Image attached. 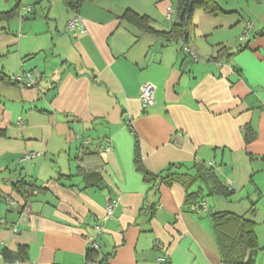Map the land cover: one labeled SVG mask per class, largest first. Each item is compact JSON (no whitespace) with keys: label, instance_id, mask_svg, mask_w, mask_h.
Wrapping results in <instances>:
<instances>
[{"label":"crops","instance_id":"1","mask_svg":"<svg viewBox=\"0 0 264 264\" xmlns=\"http://www.w3.org/2000/svg\"><path fill=\"white\" fill-rule=\"evenodd\" d=\"M126 10L161 31L179 20L178 0H86L71 31L66 0H0V264H232L215 226L228 212L254 223L245 261L264 264V0L196 7L186 44ZM28 72L33 87L12 82ZM137 143L150 173L179 179L148 182Z\"/></svg>","mask_w":264,"mask_h":264},{"label":"trees","instance_id":"2","mask_svg":"<svg viewBox=\"0 0 264 264\" xmlns=\"http://www.w3.org/2000/svg\"><path fill=\"white\" fill-rule=\"evenodd\" d=\"M86 0H66V4L69 9L76 14L80 13V6L82 2ZM216 0H178V17L179 20L174 22L172 28L167 31L157 30L152 26L148 16L146 15H138L137 13L126 10L124 13V17H126L129 21H133L136 23L143 31L150 32L156 34L158 36L165 37L168 41H171L175 38H179L184 41V44L188 43V35H187V26L190 22L191 16L193 11L196 7L202 6L207 7L211 3H215ZM217 6L214 5L212 10H216ZM18 6L16 9H13L11 12L8 13V16L13 14V12L18 10ZM21 12V8L18 13ZM2 75V72H0ZM15 77V76H14ZM12 77V82L16 85H20L21 82L16 80ZM10 77H8L9 80ZM4 131L0 130V135H3ZM247 142L251 140L252 136L245 131ZM135 164L137 169H139L145 179L153 183L160 179L166 184H172L174 181L178 180L180 175L177 173H169L166 176L163 174H152L150 173L147 168L143 164V160L141 157V153L139 152L138 143L136 144V157H135ZM175 164H171L169 166L168 171L174 168ZM196 171H200L201 167H195ZM204 174H208L209 177L213 179V190L216 192L224 193L225 195H229L228 188L225 185H222L221 182L216 178L214 173L211 169H206ZM87 176L90 175L91 171L85 172L82 171ZM204 176V175H203ZM198 177V176H197ZM196 178L187 177L186 182L188 183L191 180H196ZM184 181V180H183ZM18 191L24 194L25 190H22L20 184L15 185ZM188 198H192L193 193L188 195ZM193 204L198 203L195 199L192 202ZM202 204V203H201ZM202 207V205H201ZM219 214V215H218ZM215 214V226L217 227L218 235H219V243L222 249V255L225 261L230 262L232 264H254L252 261L251 256H249V260L245 261L246 257L248 256L249 251L253 252L254 248L257 246V239L254 230V223L250 220L242 219L239 216H236L232 213H218ZM232 229V230H230ZM94 247V245H93ZM88 249V256L89 259L96 256V251L94 248ZM26 254V250L24 247H21L19 252H10L8 249L3 250V255L11 260L16 258H20L21 255ZM249 255H251L249 253ZM93 259V258H92Z\"/></svg>","mask_w":264,"mask_h":264},{"label":"built area","instance_id":"3","mask_svg":"<svg viewBox=\"0 0 264 264\" xmlns=\"http://www.w3.org/2000/svg\"><path fill=\"white\" fill-rule=\"evenodd\" d=\"M30 10V8L28 9ZM174 12V9L172 7H168L167 8V18L168 19H171L172 18V14ZM68 28L69 30H79V31H82L84 32L85 31V27L82 23V19L80 17L79 14H76L69 22H68ZM184 49L186 51H188L195 59H198L197 55L194 53V51L192 49H190L189 47H187V45L184 47ZM16 80L20 81L21 83H23L25 85V87L27 88H31L35 85V80L33 78V76L31 75V73H27L26 76H15L14 77ZM155 89H156V86L151 83V82H145L142 84L141 86V93H140V99H141V102L143 104L144 107H147V106H151L155 103V96H154V93H155ZM113 147L111 145H107L106 147V150L108 151H112ZM204 205V204H202ZM113 206H114V202L111 201L109 202V204L107 205V211L108 213L110 214L112 212V209H113ZM193 208L196 209L197 208V205H193ZM97 229H102L101 226H97ZM94 245V248H97V245L95 243H93ZM164 258L163 257H160L158 258V261H161L163 260Z\"/></svg>","mask_w":264,"mask_h":264},{"label":"rangeland","instance_id":"4","mask_svg":"<svg viewBox=\"0 0 264 264\" xmlns=\"http://www.w3.org/2000/svg\"><path fill=\"white\" fill-rule=\"evenodd\" d=\"M24 9V8H23ZM19 76H22V75H19Z\"/></svg>","mask_w":264,"mask_h":264}]
</instances>
